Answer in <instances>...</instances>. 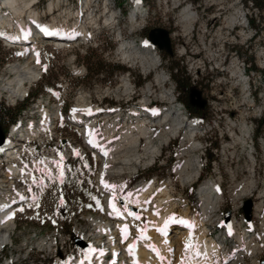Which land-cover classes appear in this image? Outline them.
I'll list each match as a JSON object with an SVG mask.
<instances>
[{
  "label": "rangeland",
  "instance_id": "1",
  "mask_svg": "<svg viewBox=\"0 0 264 264\" xmlns=\"http://www.w3.org/2000/svg\"><path fill=\"white\" fill-rule=\"evenodd\" d=\"M49 1L40 0L37 6L45 9ZM257 1L258 5L254 0H155L153 7L147 5L134 9L129 0H92L90 8L85 6L86 0H62L61 8L54 12L55 16L60 18L69 15V25H76L74 28L87 26L90 30L87 36L63 44L44 37L34 40L38 55L33 58L24 54V48L20 44L17 45L19 48L7 47L4 42L8 41L0 36V61L3 60L0 64V102L13 107L25 100V94L34 91L40 81L45 85L44 92L34 100L30 98L28 108L21 111L18 124H10L6 130V137L9 136L6 142L10 140L13 129L16 130L14 136L23 127L25 132L30 129L31 135L27 141L19 142V157L12 160L20 168V174L8 176L11 161H0V200L13 203L11 210L14 220L10 229L11 241H7L0 249V264H65V251L69 254L71 250L85 249L92 243L99 245L108 255L112 247L123 248L125 242L141 230L144 224L149 221L159 222L155 216L159 212H164L168 218H186L190 224L196 222L197 228L193 236L202 235V241L207 240L204 235L223 238L222 229L224 225L227 226L228 212L229 224L235 231L234 237L227 240L229 255H241L230 262L264 264V198L260 210L255 209V205L260 202L259 192L264 189V109L258 112L260 107L264 108V73L252 78L246 70V63L249 62L256 68L259 67L256 63H262L264 67V0ZM188 4L195 15L189 32L180 21L181 10ZM124 9L127 10L126 13H123ZM237 10L242 14L240 22L244 25L248 22L250 26L249 30L246 29L247 32L256 31L254 36H240L242 26L239 23L234 27H225L228 16L236 14ZM136 11L142 17L139 16L132 25L129 15ZM107 18L111 21H107ZM92 19L97 25H93ZM42 20L48 22L52 20V15L48 14ZM145 28H163L168 31L171 53L158 49L157 46L156 53H153L157 58L158 71L166 79L165 87L174 94L176 100L178 88L170 73L171 65L179 61L190 78V65L193 61L199 58L205 62L206 77L198 75L196 79L192 76L197 82L191 83L190 88L192 87L193 96L198 90L201 91L200 96L202 93V97L206 99L207 118L202 121L199 129L189 122L196 129L198 147H191L192 144L187 143L184 146L186 153L182 158L178 156L180 138L174 137L160 149L150 165L145 164L129 174L125 173L124 187L119 194L123 207L124 196L138 183L137 180H145L147 184L154 180L153 177H156L152 181L155 185L160 188L167 186L175 203L172 205L166 197L164 207L159 209L154 200L147 203L146 208L140 206L137 208L141 214L139 219L132 220L133 223L126 221L129 231L127 238L123 239L120 230L116 228L113 240L110 241L111 228L118 220L109 215L105 200L107 196L110 197L108 191L117 187L119 182L114 176H106L105 163L99 154L100 145L91 146L87 142L85 126L76 121L74 116L79 112L76 109L78 107L82 106V113L87 109L84 106L94 109L86 119H93L95 134H102L103 125L111 115L117 111L126 113L132 110L133 107L129 110L131 97L137 96L141 100L147 84L153 81V73H147L139 63L133 64L125 60L119 47L123 41L140 47V42L147 40V34H143ZM117 31L122 33L120 39ZM221 44L227 55L234 49L245 60L234 61L241 66L238 74L244 77L245 82L236 73L233 74L234 70L230 67L232 63L229 64V76L216 69L221 62L220 58H223ZM86 51H91L105 63L123 65L125 70H120L113 76L107 71L99 74L87 72L86 65L82 62ZM227 60L228 57L224 63ZM13 64L29 66L38 71L36 78L26 82L25 93L16 97L2 89L7 79L15 77V73L7 70ZM138 79L141 80L140 83ZM124 81L129 82V91L125 89ZM230 88L235 94L233 96L240 102L233 110H230L229 104L232 96L227 94ZM220 94L221 97L218 96ZM193 100L201 103L195 97ZM150 101L156 107L161 103L154 99ZM217 101L219 102L216 103ZM220 105L227 107L222 108V111L230 115V121L226 119V115L219 114ZM64 107H68L67 112L63 111ZM107 109L111 111H106ZM182 109L187 114L184 106ZM243 112H248L244 114V118L249 126L245 145L236 141V137L242 134L243 120L239 116ZM113 140L114 138H110L105 144ZM210 142L214 145L212 148H208ZM249 150L255 155L254 168L243 154V151ZM51 157L55 160H51ZM196 158H199L200 173L196 178L183 180L182 176L173 172L171 167L179 160ZM208 160L213 162L205 166ZM209 178L217 181L220 186V203L213 217L203 214L198 197L200 185ZM251 178L254 180L253 184L249 183ZM103 182L109 186L106 187L107 191L101 189ZM9 186L13 187L11 195L7 193ZM155 192L154 196L163 197V192ZM246 201L248 205H245ZM166 206L170 209L165 212ZM186 207L189 208L187 216L183 211ZM126 208L136 209L127 202ZM247 214H250L249 219L246 218ZM218 217L223 224L214 228V224L220 223ZM183 231L184 228L179 231L176 229L169 235L172 238L169 243L173 246L168 247L162 255L167 262L169 259L170 264H183L187 258L189 247L176 243ZM156 237L154 236L156 242H163V238ZM250 241L257 244L253 254L247 251ZM234 245L237 247H232ZM119 257L125 262L122 252ZM128 261L126 259V263ZM206 261L212 264L207 258Z\"/></svg>",
  "mask_w": 264,
  "mask_h": 264
},
{
  "label": "bare ground",
  "instance_id": "2",
  "mask_svg": "<svg viewBox=\"0 0 264 264\" xmlns=\"http://www.w3.org/2000/svg\"><path fill=\"white\" fill-rule=\"evenodd\" d=\"M91 1L92 0H86L85 6L87 8L91 7ZM0 3L1 6L7 7L10 11H0V36L8 42L11 41L10 37H12V31L14 30V28L12 27V22L14 21L12 20L13 16L18 19V25L16 29H26L28 25H33L34 23H36L40 27H42L43 25V29L45 28L58 33V37L61 35H65V38L67 37L68 39H53L60 44L76 41L78 38L87 36L90 33V30L85 25H82L79 28H74L76 25H69L71 19L69 15L64 17L61 16L60 18H57L55 16L54 12L61 8V3H63L62 0H50L45 9H40L35 3V0H1ZM1 6L0 9L2 8ZM138 13L139 11H136L132 12V14L129 15V21L132 25L136 23ZM48 14L52 15V20L48 22L43 21L42 18ZM180 15V21L188 31L190 23L195 19V15L192 9L188 6H185L181 10ZM241 16L242 14L238 10L236 11V14L228 16L225 27L230 28L236 23H239V25H244L240 22L242 20ZM107 21H111V19L107 18ZM91 22H93V25H97L95 20L92 19ZM243 29L244 28L241 29L240 36L246 37L247 33ZM219 32H221L220 29ZM33 41L34 40H32L31 38H27L25 41H21L19 43L24 48V54H28L29 58L37 57L38 55V48L33 44ZM138 48H140V50H138ZM119 51L122 53L125 60L132 62L133 64L139 63L147 73H153V81L147 84L145 89L146 91L141 97V100H139L141 107L134 106L131 111H128L126 113H120V111H117L116 113L111 115L103 125L102 134H95V123L93 119H84V117L80 119L78 117H75L76 121L83 123L82 125L85 126V135L87 142L91 146L100 145L99 154L105 163L104 173L106 174V176H114L118 180L119 185H117V187H114V189L108 191L110 192V197L117 198V200H120L119 194L122 192L124 187L125 179L123 177L125 173L129 174V172H131L132 170L135 171L134 169L138 167L141 168V166L145 164L150 165L151 161L157 157L160 149L165 147L164 145L171 138H180L181 147L179 148L178 153L179 158H182L186 153V148L184 149V146H186L187 143H191V147H198V143L196 142L195 138L196 129L181 115L178 107L174 103L173 93L165 87L166 79L164 75L160 71H158L156 55H154V53L150 51V49L145 45L140 44V47H137L131 44V42L128 43L124 41L121 43ZM230 67L234 70L232 71L233 74L236 73L237 76H240L241 80L245 82L244 77L241 74H238L241 66L238 63L234 62ZM242 67L245 71V66L243 65ZM7 70L15 73V77L7 79L2 89L8 91L12 97L21 96L23 92L25 93L24 86L26 82H29L31 79H34L38 76V71L33 70L29 66L13 64L9 65L7 67ZM128 83L129 82L127 81H124L123 83L127 91H129L130 89ZM151 99L157 100L161 103L158 107H154L153 111L150 114H146L145 102H148ZM261 109L264 108L260 107L259 111ZM23 128L17 133V135L20 136V139L16 140L14 138V133L16 130L13 129L11 131L10 140L6 143L4 142L0 144V159L3 157V153L5 154L6 159L11 161L10 174L8 176H16L20 174V168L14 163L15 160L13 162L12 160L18 158V148H16L18 142L16 143V141L25 142L31 135L29 134L30 129H26L25 132ZM241 128L242 134L236 137V141L238 140L245 145L247 143L249 126L245 121H243ZM110 138H114L113 142L105 144V142H107L106 140H109ZM142 141H144L143 144ZM248 152L253 154L250 150ZM198 159L196 158L195 160H179L171 168L173 172L182 176L183 180H186L188 178L194 179L199 173ZM50 163H52V161H50ZM28 178L31 180L29 172ZM253 181L254 180L252 179L249 183L253 184ZM101 189L103 191H107L104 182L101 186ZM157 190L163 192V197L160 195H153L154 191L157 192ZM218 190L219 186L217 185L215 180L211 178L205 180L199 187L198 197L201 202L202 212L207 217H213V213L217 210V207L220 203V195ZM166 197L167 200H170L169 203H172V205L175 203L173 201V198L170 197L167 186L166 188H160L159 186L155 185L154 182H150L147 184L138 182L128 192V194L124 196V199L129 206L135 208H138L140 206L144 207L147 202L154 200L157 209H159L163 206ZM259 198L260 202L259 204L255 205V209H259L263 205L262 202L264 198V189L259 192ZM11 207L12 204H8L4 199L0 200V249L6 245L7 241H11L10 229L14 225L12 224L14 220ZM169 209L170 207L166 206L165 212ZM183 211L185 216H187L189 213V208L186 207L183 209ZM155 216L159 219V224H163L169 219L168 215L164 214V212H159L157 215L155 214ZM212 220L216 221L214 219ZM115 223L116 225L111 228L112 232L111 235H109L110 241L113 240V235L114 233H116V228L120 230L123 239H125L122 233V229L126 226L127 222L118 220ZM194 223H189V230L185 229V231L180 232L181 235L179 236V238H177V244H183L185 247H189L187 258L183 262V264H208L206 258L212 264H224L230 262L236 256H241L238 252V254L236 255L233 252L234 256L229 255L228 250L230 247L227 244V237L224 234L223 238L221 236V239H215L211 236L208 237L207 235H204V238L207 239L206 241L201 240L202 235L198 237L193 236V232L197 228L196 222ZM149 232L153 233L152 230H149ZM232 235L234 237L235 231L232 233ZM168 238L169 242H171L170 240L172 238L170 236H168ZM160 241L158 240L156 243L160 246L162 254H165V250L168 247H172L173 245L172 243H168L165 245L164 242ZM232 247L235 248L237 246L234 245ZM114 249L117 250V247L115 246ZM240 249L241 248H239V250ZM256 249L257 244L250 241L249 249L247 250L248 253L253 254ZM170 254L174 255V253ZM139 255L142 262L146 264H153V260L148 259L144 247L139 248ZM178 256H180V254ZM126 264H130V262L128 261ZM167 264H170L169 259ZM230 264L235 263L232 261L230 262Z\"/></svg>",
  "mask_w": 264,
  "mask_h": 264
},
{
  "label": "trees",
  "instance_id": "3",
  "mask_svg": "<svg viewBox=\"0 0 264 264\" xmlns=\"http://www.w3.org/2000/svg\"><path fill=\"white\" fill-rule=\"evenodd\" d=\"M194 2H198L199 0H191ZM255 3L258 5V1L254 0ZM142 2L150 7L154 5L155 0H142ZM123 12H126V9L123 10ZM153 29V28H151ZM151 29H144V32L150 31ZM145 37H148V33ZM112 47V45H111ZM3 62L0 61V64ZM82 62L86 65L87 72H91L93 74H99L101 72L107 71L110 73V76H113L115 73H117L120 70H125V67L123 65H120L118 63H105L99 58L95 57V55L89 51L82 56ZM171 76L176 81V87L178 88V94L177 97L179 100H181L184 104V106L187 109V112L190 115H199V116H206V105H203L202 107H199L197 105H192L190 103V78L188 74L186 73L184 67L180 65L179 61L175 62L170 67ZM138 82L140 83L141 80L138 79ZM45 85H43L42 81H40L37 84V88L34 91H28L25 100L17 103L13 107L4 105L0 102V128L6 132L8 126L11 123H16L19 119V115L22 110L25 108H28L29 100H34L39 94L44 92ZM66 108H64L65 110ZM68 234H70V230L68 231Z\"/></svg>",
  "mask_w": 264,
  "mask_h": 264
},
{
  "label": "built area",
  "instance_id": "4",
  "mask_svg": "<svg viewBox=\"0 0 264 264\" xmlns=\"http://www.w3.org/2000/svg\"><path fill=\"white\" fill-rule=\"evenodd\" d=\"M250 21H251V19H250ZM258 21V20H257ZM191 26V25H190ZM242 26V28H244L243 30L244 31H246L247 32V30H249V28H250V26H248V22H247V25H241ZM234 27V26H233ZM190 29V28H189ZM247 29V30H246ZM188 32H189V30H188ZM188 32H186V34L188 33ZM256 32V31H255ZM249 33V32H247V36L246 37H252V36H254L256 33ZM245 37V38H246ZM249 37V38H250ZM221 46H222V49H221V53H222V55H223V58L221 57L220 58V64H219V66L216 68V69H220V71H222V72H225V73H228V76H229V64L230 63H234V61H235V59H242V61H245L243 58H240L239 57V55L236 53V51L234 50V49H232L231 51H230V54L229 55H227V53H225V52H223L224 51V47H223V45L221 44ZM220 53V52H219ZM217 56H219V55H217ZM216 56V57H217ZM226 57H228V60H227V62L226 63H224V61H225V59H226ZM222 59V60H221ZM256 66H259V67H253L252 66V64L249 62V63H246V70H247V73H248V75L250 76V77H252V78H255L256 77V74L258 75V74H262V73H264V67H262V63H256ZM190 68L192 69V71L189 73L190 74V81H191V83H196L197 82V80L196 81H194L195 79H193V78H196L197 79V77H198V75H200V77L202 78V77H206V73H205V69H206V64H205V62L203 61V60H201V59H199V58H197V61H193V63L190 65ZM192 74V75H191ZM192 76H193V78H192ZM192 84V85H193ZM252 93H253V91H251ZM224 94H225V92H224ZM227 94L229 95V96H232V102H230L229 104H230V106H231V109L230 110H233V109H236L238 106H239V104H240V102L237 100V98L235 97V96H233V95H235L234 93H233V89L232 88H230L229 90H228V92H227ZM219 97H221L222 96V94H220V95H218ZM219 101H217L216 103H218ZM222 106V107H221ZM222 108H224V109H226L227 107L226 106H224V105H220V107L218 108L219 109V114L220 115H226V119L227 120H229L230 121V115H228V113L227 112H223L222 111ZM262 110H260V111H258V112H261ZM244 114H248V112H246V113H241L240 114V116L239 117H241V121L243 120V121H245L246 122V120H245V118H244ZM247 123V122H246ZM230 124V123H229Z\"/></svg>",
  "mask_w": 264,
  "mask_h": 264
},
{
  "label": "water",
  "instance_id": "5",
  "mask_svg": "<svg viewBox=\"0 0 264 264\" xmlns=\"http://www.w3.org/2000/svg\"><path fill=\"white\" fill-rule=\"evenodd\" d=\"M148 38L159 49H164L165 51L171 53V42H170V38L168 36L167 30H165L163 28H153L149 31ZM196 91H197L196 95L193 96L192 95L193 90H191V92H190V103L192 105H197L199 107H202L204 105L205 101L201 98L200 92L198 90H196ZM194 97H195V99H199L201 103L195 102L193 100ZM3 140H4V134H3V130L0 128V144L3 143ZM246 203H248V201L245 202V205H248ZM245 205H244V207H245ZM246 217L249 218V214H247Z\"/></svg>",
  "mask_w": 264,
  "mask_h": 264
},
{
  "label": "snow or ice",
  "instance_id": "6",
  "mask_svg": "<svg viewBox=\"0 0 264 264\" xmlns=\"http://www.w3.org/2000/svg\"><path fill=\"white\" fill-rule=\"evenodd\" d=\"M38 62H39V61H38ZM90 142H91V141H90ZM77 154H78V153H77ZM105 187H109V186H108V185H105ZM113 187H114V186H113ZM111 206L113 207L114 211H116L117 214H119L118 210H116V208H115V204L113 203ZM130 215H133V217H134L135 219H139V216H138L137 214H135V213H130ZM170 222H176V223H187V222H185V221H183V220H176L175 217H170V218L165 222L164 226H163L162 228L158 229V231L163 232V231L168 227V224H169ZM122 233H123V235H124V238L126 239L127 236H128V234H129V233H128L127 226H125V227L122 229ZM229 234H231V228H230V227H229ZM141 237H142V238H147V237H144V236H143V232L141 233ZM189 246H190V245H189ZM133 247H134V245L130 246L129 251H131V249H132Z\"/></svg>",
  "mask_w": 264,
  "mask_h": 264
}]
</instances>
